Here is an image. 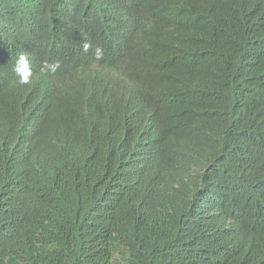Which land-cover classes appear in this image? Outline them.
<instances>
[{"label":"trees","instance_id":"1","mask_svg":"<svg viewBox=\"0 0 264 264\" xmlns=\"http://www.w3.org/2000/svg\"><path fill=\"white\" fill-rule=\"evenodd\" d=\"M0 264H264V0H0Z\"/></svg>","mask_w":264,"mask_h":264}]
</instances>
